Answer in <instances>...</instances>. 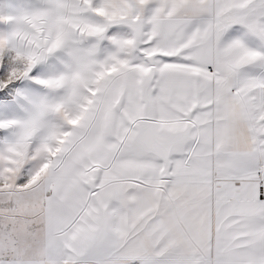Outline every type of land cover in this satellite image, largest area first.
<instances>
[{
    "label": "snow or ice",
    "instance_id": "6c2138e0",
    "mask_svg": "<svg viewBox=\"0 0 264 264\" xmlns=\"http://www.w3.org/2000/svg\"><path fill=\"white\" fill-rule=\"evenodd\" d=\"M0 264H264V0H0Z\"/></svg>",
    "mask_w": 264,
    "mask_h": 264
}]
</instances>
